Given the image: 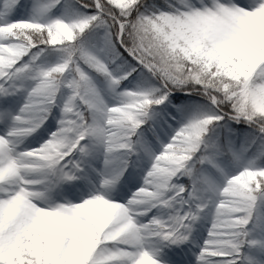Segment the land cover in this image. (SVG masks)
I'll use <instances>...</instances> for the list:
<instances>
[{
    "label": "snow or ice",
    "instance_id": "obj_1",
    "mask_svg": "<svg viewBox=\"0 0 264 264\" xmlns=\"http://www.w3.org/2000/svg\"><path fill=\"white\" fill-rule=\"evenodd\" d=\"M0 264H264V0H0Z\"/></svg>",
    "mask_w": 264,
    "mask_h": 264
}]
</instances>
